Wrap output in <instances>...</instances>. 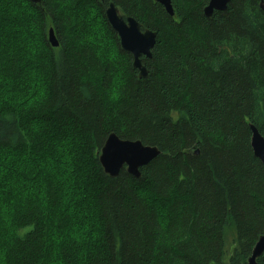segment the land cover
<instances>
[{
	"label": "trees",
	"instance_id": "1",
	"mask_svg": "<svg viewBox=\"0 0 264 264\" xmlns=\"http://www.w3.org/2000/svg\"><path fill=\"white\" fill-rule=\"evenodd\" d=\"M103 1L157 32L151 57H141L147 78L101 0H0V32H30L31 72L44 88L26 96L22 83L0 87L21 101L0 104V180L23 181L15 194L0 190V264H244L264 234V165L248 125L264 137L260 0H231L211 18L208 0H172L173 16L154 0ZM5 43L3 79L22 82L27 53ZM111 132L161 150L140 178L103 172ZM65 183L77 187L73 205Z\"/></svg>",
	"mask_w": 264,
	"mask_h": 264
},
{
	"label": "water",
	"instance_id": "2",
	"mask_svg": "<svg viewBox=\"0 0 264 264\" xmlns=\"http://www.w3.org/2000/svg\"><path fill=\"white\" fill-rule=\"evenodd\" d=\"M39 4L41 0H30ZM161 4L165 11L173 16L174 9L172 0H154ZM231 0H208L203 8V14L211 18L214 11H226ZM104 14L108 24L119 39L120 48L132 56V67L138 70L140 78H147L148 69L143 64L141 57H151V50L156 42L157 32L151 29H142L141 24L132 16L121 14L118 7L112 2L107 4L101 0ZM259 6L264 11L263 0ZM48 41L52 47H57L59 42L53 28H49ZM251 130V147L253 154L264 165V137L259 133L257 127L248 123ZM192 151L198 154L196 146ZM161 150L156 145L144 144L140 139H124L116 133L108 134L104 144L99 150L98 160L103 172L111 178L119 175L124 168L125 171L135 178L141 177L140 168L147 165L156 158ZM264 254V234L260 235L255 242L250 255L244 264H258V259ZM215 264V263H213Z\"/></svg>",
	"mask_w": 264,
	"mask_h": 264
},
{
	"label": "rangeland",
	"instance_id": "3",
	"mask_svg": "<svg viewBox=\"0 0 264 264\" xmlns=\"http://www.w3.org/2000/svg\"><path fill=\"white\" fill-rule=\"evenodd\" d=\"M15 17L16 15H10ZM93 21L100 22L99 16L95 13H93ZM102 21V19H101ZM30 28V25H27V29ZM5 32V33H4ZM30 32L28 33L26 29L17 28L15 30L12 29V26H5L4 29L0 32V47H2L3 43L6 42V44H11L12 47L9 48V51L12 53H24L26 54L25 56V72H24V78L21 79L22 82H18L16 79H12L10 77L3 79V76L5 74V70L2 69L3 63L0 61V87L4 86V83H8V85H17V83H22L21 86L23 89L26 90V96H33L34 93L38 92L40 95H42L43 87L38 83V75L36 73L31 72V67H32V58L31 55L28 53L29 49L31 48L30 42L28 40ZM2 48H0L1 50ZM28 86V88H27ZM4 101H9L11 103H19L20 98L17 95L16 92L11 91L8 87H3L0 89V104L4 103ZM14 161V160H13ZM49 161V160H47ZM65 159H61L60 162V180L65 181L69 177L68 170L63 164L65 163ZM15 168L16 170H22L23 165L22 164H17L18 162H15ZM25 166H30L29 162H26L24 164ZM29 168V167H28ZM18 173V172H16ZM11 177H13L11 179ZM12 183H23L21 179L16 174L11 175L8 179L3 176L0 180V190H6L9 188L11 192L14 191V194L16 193ZM64 204H72L77 200L79 197V194L77 193V187L72 186L69 183L64 184ZM3 194V191L0 193V196ZM3 211L5 210L4 208L2 209ZM79 212L76 211L75 215H78ZM80 218L85 219V217L81 214ZM85 215V214H84ZM83 229L87 230L89 232L90 230L93 231L95 226H82ZM226 248L229 249L230 245L233 242V239L235 237L234 231L231 228L226 229Z\"/></svg>",
	"mask_w": 264,
	"mask_h": 264
}]
</instances>
